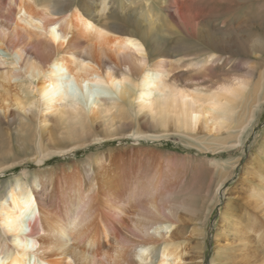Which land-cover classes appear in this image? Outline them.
<instances>
[{
    "label": "bare ground",
    "instance_id": "1",
    "mask_svg": "<svg viewBox=\"0 0 264 264\" xmlns=\"http://www.w3.org/2000/svg\"><path fill=\"white\" fill-rule=\"evenodd\" d=\"M135 1L0 0V121L17 124L15 151L1 162L11 153L42 162L125 134L187 137L202 151L240 143L264 101V74L246 92L252 63L219 71L264 48L246 19L226 22L251 0ZM110 151L87 157L86 178L72 165L0 192V264L180 263L185 217L197 218L190 200L209 198L208 212L213 177L217 192L231 163L149 145ZM257 184L260 208L264 179Z\"/></svg>",
    "mask_w": 264,
    "mask_h": 264
},
{
    "label": "rangeland",
    "instance_id": "2",
    "mask_svg": "<svg viewBox=\"0 0 264 264\" xmlns=\"http://www.w3.org/2000/svg\"><path fill=\"white\" fill-rule=\"evenodd\" d=\"M76 1L78 2V0ZM262 3L264 4V0H251L246 1V4L240 3V5L228 9L229 13L225 17L227 24L229 22L236 24L246 19L248 21L243 22H248L249 30L251 32L259 31L264 37V5ZM135 4L141 5L142 8L146 3L144 0H136ZM135 4H131L130 7L135 8ZM259 5L260 8L257 7ZM258 16L259 18H257ZM231 60L229 66H223L225 71H219L220 73L225 75H229L230 71L237 74L245 73L246 69L242 68L241 60H247L256 67L247 87L246 92H249L258 72L262 70L264 74V48L255 54L234 56ZM233 62L236 63L232 65ZM243 105L244 103H240L236 109L237 113L241 112ZM253 118L250 125L241 134L240 143L227 149L202 151L196 147L199 145L196 139L187 137L182 139L177 135L160 137L157 141L140 139L136 142L134 138L125 134L107 138V140L100 139L86 143L87 145L71 149L64 155L49 153L43 157L42 162L12 161L9 158L11 153L8 154L7 160H3L5 163L1 162V153L2 151L8 153V150L15 151L12 136L17 124L7 120L0 121V163L4 164L3 169H0V192L9 185L13 186L17 183L28 185L32 182L31 177L36 175L41 177L46 174L45 171L48 169L69 170L72 165H76L82 176L86 178L90 171L87 164L89 155L97 156L101 152L108 154L110 150L113 153L120 151L121 147L128 146H158L165 150L177 151L182 155L200 156L208 161L227 160L228 163H231L229 167H226L227 170H231V175L225 179L217 192H215L214 185L219 177L214 175L210 198L216 196L217 201L208 205L207 215L203 216V213L206 212L202 209L205 205L204 202L209 198L198 195L189 202L194 206V209H198L196 216L197 218L203 216L201 222L204 223L202 227L200 226L201 232L196 230L200 223L196 217L193 219L190 216L185 217L180 240V248L184 255H182L179 264H264V205L260 208L252 206V196H250L252 188L259 187L257 183L264 179V101L256 109ZM42 136L44 144H46L49 133H42ZM61 143L64 144V142ZM23 172L26 176H23ZM25 181L27 182L25 183ZM255 228L257 231L254 230ZM257 228L260 229L259 232ZM182 239L184 240L182 241Z\"/></svg>",
    "mask_w": 264,
    "mask_h": 264
}]
</instances>
